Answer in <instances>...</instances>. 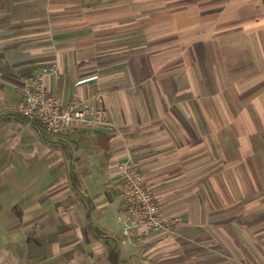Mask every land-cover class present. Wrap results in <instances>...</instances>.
<instances>
[{
	"label": "crops",
	"instance_id": "1",
	"mask_svg": "<svg viewBox=\"0 0 264 264\" xmlns=\"http://www.w3.org/2000/svg\"><path fill=\"white\" fill-rule=\"evenodd\" d=\"M51 66L48 94L98 96L115 130L23 118L21 88ZM127 157L175 236L119 245ZM111 248L119 264H264V0H0V264H109Z\"/></svg>",
	"mask_w": 264,
	"mask_h": 264
},
{
	"label": "built area",
	"instance_id": "2",
	"mask_svg": "<svg viewBox=\"0 0 264 264\" xmlns=\"http://www.w3.org/2000/svg\"><path fill=\"white\" fill-rule=\"evenodd\" d=\"M56 67H46L38 71L21 88L22 99L18 104L19 114L30 123H38L51 136L76 132L82 129L101 127L115 130L99 105H90L76 98L67 103L48 94L45 77L56 74ZM119 183L117 197L119 208L115 220L120 226L122 242L131 240L135 232L163 233L169 237L176 235L178 216L160 217L159 205L144 182L140 170L133 166L129 157L117 167Z\"/></svg>",
	"mask_w": 264,
	"mask_h": 264
},
{
	"label": "rangeland",
	"instance_id": "3",
	"mask_svg": "<svg viewBox=\"0 0 264 264\" xmlns=\"http://www.w3.org/2000/svg\"><path fill=\"white\" fill-rule=\"evenodd\" d=\"M109 222L110 224H112L111 226H113V229L111 230L116 236H118L119 238L121 237L120 236V232L118 231V227L119 225L115 222V218H114V213L113 211L111 210V214L109 215ZM122 240L119 241V245H121V242ZM128 241L124 240L123 243H126Z\"/></svg>",
	"mask_w": 264,
	"mask_h": 264
},
{
	"label": "trees",
	"instance_id": "4",
	"mask_svg": "<svg viewBox=\"0 0 264 264\" xmlns=\"http://www.w3.org/2000/svg\"><path fill=\"white\" fill-rule=\"evenodd\" d=\"M109 264H119V258L118 253L115 249H112L109 251L108 255Z\"/></svg>",
	"mask_w": 264,
	"mask_h": 264
}]
</instances>
